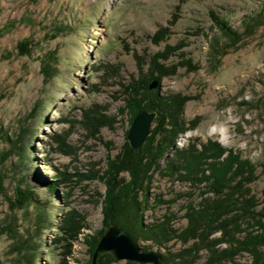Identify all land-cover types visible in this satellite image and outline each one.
Segmentation results:
<instances>
[{
    "label": "rangeland",
    "instance_id": "374dc122",
    "mask_svg": "<svg viewBox=\"0 0 264 264\" xmlns=\"http://www.w3.org/2000/svg\"><path fill=\"white\" fill-rule=\"evenodd\" d=\"M216 18L239 38L222 36ZM153 76L149 91L183 109L176 147L241 152L257 166L250 189L264 210V0H0V264H91L108 226V171L130 143L125 87ZM19 182L34 194L24 209ZM202 188L156 172L145 224L168 219L181 233L189 206L213 196ZM72 220L77 234L66 231ZM191 244L138 246L170 258Z\"/></svg>",
    "mask_w": 264,
    "mask_h": 264
},
{
    "label": "trees",
    "instance_id": "16d2710c",
    "mask_svg": "<svg viewBox=\"0 0 264 264\" xmlns=\"http://www.w3.org/2000/svg\"><path fill=\"white\" fill-rule=\"evenodd\" d=\"M216 25L222 36L239 38L238 31L228 23L216 18ZM158 68H153L155 74H159ZM152 79L154 76L149 80L141 78L125 87L126 106L121 112H128L130 123L142 111L156 112L157 117L145 143L135 149L127 141L123 153L113 161L112 171H108L103 208L105 225L120 226L137 246L140 241L152 242L157 247L166 246L174 239L184 244L192 241L190 248L171 253L170 258L159 254L168 264H197L203 251L207 253L206 264L234 263L242 255L250 258V264H264V210H258L257 198L250 189L257 178V166L241 152L218 142L196 141L183 149L176 147L177 140L187 130L180 116L183 109L178 107V98L149 91ZM126 171L130 178H121L120 174ZM156 172L195 188L203 187V195L207 192L213 195L202 199L198 206H189L188 226L181 233L168 219L145 224L144 213L149 207V191ZM19 185L20 182L14 202L16 207L24 209L34 200L33 189L28 186L24 191ZM49 188L53 190L52 186ZM66 226L71 234L81 229L75 220ZM218 233L219 237L210 238ZM102 235L92 239L91 252ZM113 261V256L107 254L100 258L99 264Z\"/></svg>",
    "mask_w": 264,
    "mask_h": 264
},
{
    "label": "water",
    "instance_id": "95a60500",
    "mask_svg": "<svg viewBox=\"0 0 264 264\" xmlns=\"http://www.w3.org/2000/svg\"><path fill=\"white\" fill-rule=\"evenodd\" d=\"M157 87L158 81L155 79L149 85V89L154 90ZM156 117V112L149 111H142L135 116L128 134L132 148L136 149L145 142ZM105 253L112 254L116 259H128L137 264H164L160 255L143 252L133 239L116 224L107 226L93 254L91 264H98L99 258Z\"/></svg>",
    "mask_w": 264,
    "mask_h": 264
},
{
    "label": "bare ground",
    "instance_id": "6f19581e",
    "mask_svg": "<svg viewBox=\"0 0 264 264\" xmlns=\"http://www.w3.org/2000/svg\"><path fill=\"white\" fill-rule=\"evenodd\" d=\"M213 132H219L222 134L224 141L228 140V133H227V129L224 127H217L213 129Z\"/></svg>",
    "mask_w": 264,
    "mask_h": 264
}]
</instances>
